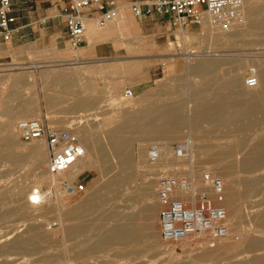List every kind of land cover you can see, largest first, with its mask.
<instances>
[{"label":"rangeland","instance_id":"1","mask_svg":"<svg viewBox=\"0 0 264 264\" xmlns=\"http://www.w3.org/2000/svg\"><path fill=\"white\" fill-rule=\"evenodd\" d=\"M260 1L264 5V0ZM256 19L257 16L246 17L243 24L231 32L213 28L212 35L209 32L212 26L180 29L173 25L174 28L168 34L158 33L152 37L148 33L147 39L144 34H139L140 31L134 30L128 34V41L166 46L168 50L160 52L164 55L160 59L164 74H160L152 86L155 91H162L165 101L186 106L194 90L202 93L206 86L208 88L211 85L220 90L228 75L234 72L239 76L237 84L231 86V91L251 93L247 91L245 78L252 68H264V63H258L264 62V36L252 25ZM120 20L121 18L114 23ZM209 46L221 50V55H202ZM140 58V55L133 56V64H137L135 61ZM211 61L229 64L216 68L214 78L204 83L196 76L193 68L208 69ZM35 81L36 75L28 72L26 65H0V264H215L197 257L204 251L218 249L222 245H229L233 251L242 250L246 235L264 239V224H260V218L264 214V192L260 195L251 194L244 204L241 200L239 203V197L232 202L230 209L222 204L228 210L227 237L213 239L210 235L195 236L177 243L165 242L161 238V204L158 198V182L163 175L187 179L192 182L195 194L206 191L212 198L215 195L204 180L205 172L222 178L224 197L233 190L243 192L240 182L245 178L258 180L261 188H264V169L253 174L237 171V161L243 156L238 144H254V136L260 134L261 129L264 131V82L251 94L261 92L263 96L260 101L263 100V103L250 118L243 119L245 122L250 121V124L239 131L234 129L235 125L231 126H235L233 130L230 126L225 128L219 123H209L215 127L206 128L208 123L203 122V125L201 122L200 125L204 128L199 125L198 131H192L195 135L201 132L198 140H195V144L198 142L196 151L191 149L186 160L176 158L175 147L186 141L187 132L178 134V138L176 136L171 145H168L171 156L168 161H172V165L165 168H162V162H151L148 152L167 141L143 139L139 133L130 132L133 137L126 142L127 149L123 147L124 154L105 148L106 153L101 157L103 161L94 163L91 160L93 157H89L86 163L88 167L79 175L70 180L68 173L66 178L57 174L59 176L55 185L47 169L49 151L45 140L25 143L17 129L19 121L35 117L30 112L27 116L13 113L17 98L26 100L21 110H29V99L35 93ZM212 82L215 84H211ZM125 97H120L110 105L120 111L131 100ZM203 104L208 106L209 101L205 100ZM185 110L186 113L190 111L189 108ZM122 117L120 114L116 115L117 124L123 121ZM101 119L103 121V116ZM260 120L261 124L258 122ZM199 128L204 130L200 131ZM143 135L145 137L148 134ZM202 135L211 137L205 139ZM36 145L44 147V161L40 168L31 156V149ZM144 156L147 162L143 165L140 158ZM178 165L179 169L176 168ZM230 165H234V168L229 172V178L223 174V169ZM42 175L48 176V180L40 184L39 189L45 194L51 192L53 199L47 195L43 203L33 205L29 202L28 195L36 186L35 177ZM66 184H84L85 189L70 192ZM87 193L90 195L86 197ZM83 196L86 199L80 210H73ZM184 196L190 199L192 194ZM223 201L216 203L221 204ZM128 229L135 235L129 237ZM128 238L135 241L128 243L125 241ZM120 239L121 242H115ZM21 241L28 243L22 246Z\"/></svg>","mask_w":264,"mask_h":264},{"label":"crops","instance_id":"2","mask_svg":"<svg viewBox=\"0 0 264 264\" xmlns=\"http://www.w3.org/2000/svg\"><path fill=\"white\" fill-rule=\"evenodd\" d=\"M116 1L121 20L102 28L90 21L84 42L78 48L71 44L62 5L55 0H12L17 31L10 41L4 40L0 31V65H26L28 72L36 75L35 93L29 99L30 114L51 129L74 131L94 163L103 161L105 148L124 154L126 142L133 137L129 134L133 132L129 129L132 115L181 109L178 104L165 101L162 91H155L152 86L164 74L160 62L164 55L160 52L167 51L166 46L128 41V34L134 30L146 39L148 33L152 37L168 34L174 28L171 19L134 15L131 5L142 0ZM135 55L141 56L136 59L137 64L131 59ZM127 88L135 92L134 96L117 111L110 104L125 97ZM25 102L17 98L13 113H24L21 108ZM257 107H261L260 99ZM117 114L124 117L120 124L116 123ZM170 142L165 144L171 145ZM83 170L76 171L70 180ZM86 197H80L72 209L79 211Z\"/></svg>","mask_w":264,"mask_h":264},{"label":"built area","instance_id":"3","mask_svg":"<svg viewBox=\"0 0 264 264\" xmlns=\"http://www.w3.org/2000/svg\"><path fill=\"white\" fill-rule=\"evenodd\" d=\"M62 5L65 26L74 48L82 45L89 22L98 28L107 26L120 18V8L116 0H55ZM245 0H142L131 7L134 15H156L170 18L180 29L202 26L208 22L215 29L231 32L244 21ZM17 18L13 13L12 0H0V31L4 40L10 41L17 31ZM259 80L252 68L245 78L249 88L258 86ZM125 96H134L132 89L125 90ZM17 129L23 142L45 140L49 151L47 169L52 174H61L72 168L86 154L78 135L70 130L57 131L46 127L36 118L18 122ZM191 152L189 141L175 147V156L184 159ZM149 159L156 163L159 151L150 149ZM204 180L213 189L215 198L206 191L194 193L192 182L175 175H163L158 182V198L161 204L159 214L161 238L165 242H181L195 236L210 235L213 239L225 238L229 234L228 210L221 202L224 199V182L221 177L205 172ZM70 192H81L84 184H66ZM192 194L190 199L180 195ZM195 194V195H194ZM50 195V194H47ZM35 203L40 199L36 196Z\"/></svg>","mask_w":264,"mask_h":264},{"label":"bare ground","instance_id":"4","mask_svg":"<svg viewBox=\"0 0 264 264\" xmlns=\"http://www.w3.org/2000/svg\"><path fill=\"white\" fill-rule=\"evenodd\" d=\"M243 13H244V20L248 16H252V17L257 16V19L252 22V25L254 28H256V30L257 29L259 30L260 35L264 36V15H263L264 14V5L261 3V1L260 0H245ZM111 23H113V22H110V24ZM249 25L250 24H248V26ZM119 26H121V25H119ZM202 26L204 28H206V27L209 28V26H212V25L209 24L208 22H206ZM130 27H131L130 23L128 22V28H130ZM213 28L214 27L212 26L209 29L210 30L209 32L211 33V35L214 34ZM252 30H254V29H252ZM119 31H121V30H119ZM214 48H215V46H209L208 49L205 50L202 55H206V56L207 55H209V56L218 55V56H220L221 54L219 52L221 50L214 49ZM193 53H195V52H193ZM223 56H225V55H223ZM258 63L261 64L264 62L261 61ZM228 64H229V62L211 61L209 63L208 69H202L201 67H194L193 69L195 70L196 76L200 77L201 80L205 83V82H209L211 79L214 78V73L216 71V68H221L222 66L228 65ZM253 69L255 70V73L258 77L259 83H258V86L255 88H249L246 86L248 88L247 91L251 92V93H246V92L241 93V92H238L235 90L231 91V86H233V85L235 86L237 84L238 76H239L237 73L234 72V73L228 75V77L225 81V84L222 86V89H220V90L216 89V87H214L212 85L208 88L206 86V89H204L202 91V93H200V90L199 91L194 90L196 92L193 91V96H191V99L192 98L193 99L192 100L190 99V102L186 106L181 105V109H178V110L176 109L175 112H173V110H171V109L170 110L172 112L169 111V109H166L165 113H162V114H142V115L141 114H134V115H132L131 116V123L129 122L130 123L129 129H131L133 132H137V133L139 132L141 134H148V135H145V137H144L145 139L159 140L160 138L161 139L164 138V139H166V141L167 140L173 141L178 134L187 132L188 135H187L186 141L190 142L191 149H194V150L196 149L195 146L198 145L197 144L198 142L195 144V140H198L197 137H200L201 132L199 135H197V134L195 135L192 131L194 129H197V131H198V127H199L201 122L202 123L203 122L208 123L207 124L208 127H206V128H210L209 126L215 127L213 125H209V123H211V124L216 123L217 125L219 123V124L224 125L223 127H225V128L230 126L229 128H231V130H233L232 128L236 126V128H234V129H239V131H241V130L245 129L248 124H250V121L245 122V121H243V119L244 118H250V115L254 111L261 108V107L256 108V106L258 105V100L261 99L262 96L264 95V94L262 95L260 92L257 95L253 94L251 96L252 92L254 90H257L258 88H260V86L263 85L262 83L264 82V68H262L260 70H256L255 68H253ZM211 84H215V83L212 82ZM221 97H222V101H221ZM205 100L209 101L208 106H205L203 104V102H205ZM261 101H263V100H261ZM261 101H260V104L262 106L263 102L261 103ZM142 102H144V101H142ZM181 102H182V100H181ZM187 108H189L190 111L186 113L185 109H187ZM149 109H151V108H149ZM28 113H29V111H26L23 114L25 116H27ZM258 122H259V124L262 123L261 120ZM203 125H204V123H203ZM232 125H235V126L231 127ZM201 127L204 128V126H201ZM186 129H188V130L186 131ZM200 129L201 128H199V130ZM162 130H164V133H163L164 135L160 133ZM206 130L209 131L210 129L209 130L206 129ZM207 131H206V133H207ZM261 131H263V130L261 129ZM261 131L259 132V129H258V132L260 134L257 133V135L254 136L253 140L256 141L254 144H251V145H246L244 143L238 144L241 147V149H239L241 151H239V152L240 153L243 152V156H241L242 158L240 159L239 162L237 161V171L238 172L246 173V174H253V173H256V172L264 169V135ZM209 133H211V131ZM228 134H230V132H228ZM202 136H205V135H202ZM208 137H209V135H207V137L205 136L204 138L207 139ZM177 138H178V136H177ZM201 138L199 140H202ZM4 143H6V142L4 141ZM37 145L32 147L31 156L34 157L37 167L40 168L41 162L44 161L43 160L44 158L42 157V151H44V147L43 146H37ZM84 147L86 149L85 156L82 159H80L81 161L79 160L68 171L61 173V176L66 178L65 175L68 173L69 177H72L77 172H80L81 170L88 167L86 163H87L90 155H89L88 148L86 147V145H84ZM155 149H157L159 151V159H158L157 163L162 162V164H163L162 168H165L168 165H172V161L171 162L168 161L171 157L170 156V147L168 146V144H163L160 146L157 145V146H155ZM241 155H242V153H241ZM187 158L188 157L181 159V160H186ZM140 161H142V163L144 165V164H146L147 159L144 156V157L140 158ZM178 167H179V165L176 166V168H178ZM233 168H234V165L228 166L227 168L223 169V174L226 177L230 178L229 175L232 172ZM49 174H50L49 176H51L50 177L51 181L55 185H57V176H59V175L52 174L50 172H49ZM47 180H48V176H45V175H42L40 177H35L34 181L36 183V186L33 188L31 193L28 195L29 196V202L31 204H33V205L39 204L40 205L41 203H43L46 200V198H47L46 196L48 193L47 194L42 193L39 189V185L44 183ZM240 184L243 186L242 187L243 192L237 193L236 190H233L231 194L226 193L225 197H224V201L221 204L226 205V207L230 209V206L232 205V202L235 199L241 197V199H239V203L242 202L244 204L245 202H247L248 197L251 196V194L252 195H260L261 193L264 192V188H261L260 182L258 180H252L250 178H245L244 180H241ZM184 194L185 193H183L181 195V193H180V195L182 197L184 196ZM187 194H189V193H187ZM36 196L40 199V201H38L39 203H37V204L34 201L35 200L34 198H36ZM49 198L53 199V194L51 195V192H50ZM240 200H241V202H240ZM260 220H261L260 224L261 225L264 224V214L261 216ZM117 233L119 234V231ZM134 235H135L134 232L132 230L128 229V236L130 237V236H134ZM125 241L126 242L128 241V243H130V242H134L135 239L128 238ZM115 242H117V243L121 242V239L116 240ZM27 243H28V241H21L20 245L24 246ZM243 246H244V248L242 250L239 249L240 250L239 251V250L234 249V251H233L229 245H222L218 249L204 251L201 255H199L197 257V259L202 260V261L210 260V261H213L215 264H217V262H225V264H247V263L264 264V253H261V254L256 253V252L264 251V239L257 238L255 236H251V235H248V236L246 235L244 237ZM234 258H236V259L233 260Z\"/></svg>","mask_w":264,"mask_h":264}]
</instances>
